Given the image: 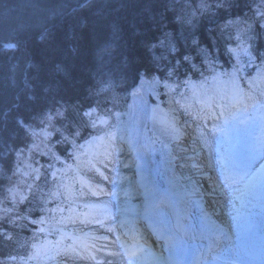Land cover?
Returning a JSON list of instances; mask_svg holds the SVG:
<instances>
[{
	"label": "trees",
	"instance_id": "obj_1",
	"mask_svg": "<svg viewBox=\"0 0 264 264\" xmlns=\"http://www.w3.org/2000/svg\"><path fill=\"white\" fill-rule=\"evenodd\" d=\"M201 3L208 12L199 15L194 8ZM261 21L264 0H0V264L29 263L40 223L51 216L55 187L45 172L18 185L26 192L22 201H1L17 184L15 154L34 141L30 131L52 133L31 157L43 170L78 143L87 108L119 102L141 76L171 84L187 74L182 70L196 74L201 60L205 68L215 62L198 41L217 28L237 32L231 45L264 61ZM195 45L197 52L186 53ZM219 53L227 56V48Z\"/></svg>",
	"mask_w": 264,
	"mask_h": 264
},
{
	"label": "bare ground",
	"instance_id": "obj_2",
	"mask_svg": "<svg viewBox=\"0 0 264 264\" xmlns=\"http://www.w3.org/2000/svg\"><path fill=\"white\" fill-rule=\"evenodd\" d=\"M207 4L201 3L197 7H195V11L197 14L201 15L204 11L208 12ZM208 8V7H207ZM230 21V20H228ZM253 21V18H251ZM186 27H188V32L185 34L188 35L190 38V42L196 40L195 34L192 33V22H189ZM206 37L199 38L198 44L200 47H203L208 53H210L211 59H214L216 63L220 65L229 63L230 66H234L237 69L243 70L247 63V57L241 56L239 61L234 60V56L231 52L236 51L240 54L242 45L236 43L235 45H231L237 39V32L235 31H225L217 28L216 34L212 35L207 38V41H204ZM221 46H225L227 48V56L219 53L220 56H217V51ZM199 50L198 45L191 47L187 50L186 53L194 54ZM243 55V54H242ZM190 57H192L190 55ZM193 58V57H192ZM195 62V61H194ZM241 63L239 67V64ZM206 63L203 60L194 67L196 74L200 77L204 76L207 73L205 68ZM223 69H226L225 67ZM264 69V68H263ZM186 72L187 74H183L184 76H188L191 71L189 69L182 70V72ZM176 78V77H175ZM141 78L138 81L136 93H133V96L130 99L128 110L125 113L124 119L122 122L119 123L117 129V134L114 135L110 140L105 143V146L101 149V158L97 159L96 162H104L101 169H98L93 165V172L99 179L105 180L109 182V189L106 190L100 186H94L91 189V192L94 193L96 196L105 197L107 199H112L114 196L119 198L127 197L130 195L131 198L135 200L141 199V203L145 204L151 202L152 200L156 199L155 195H153L154 188H151V179L148 178L144 180L149 186H143L142 190L145 191L143 196L134 195V190L138 189V184H130L127 186V181L131 182V179H136V174L138 177H145L148 173L152 176L157 174V178L154 182H158V180L169 178L170 176L179 175V181L182 184L184 190L179 186L178 188L182 191V193L186 194L188 192H196L205 194L202 198L197 199L194 202H191L187 197L183 198L181 201H176L175 205L170 209L169 215L164 214L163 217H159V213L154 211L151 213V218L153 222L157 225H164V222H171L178 230L181 237L184 239V242L178 243L172 241L170 243V247H174L175 249H179L183 247L184 249H188L190 241L194 239H199V231H203L202 229H198L196 232H193V235L188 237L186 234V230L183 227V223H181L182 218L178 212L185 211L189 207V203L193 204V209L195 210V214H207L210 215L209 223L217 221L221 216L225 215V212L231 207L232 204L236 205L242 201H244V194L241 190L246 188L245 183V174L240 167L233 168L230 166V161L228 158L225 161L214 160L211 158V155L207 152L206 144L203 142V138L200 135L202 133V126H208V123H211V126H215L219 123L220 118H230V116L226 113L227 109L232 107L233 105L238 103L239 98L241 97V91L236 88L235 80L232 79H214L209 80L210 83L207 84H199L190 81L189 87L186 90L188 94L186 98L179 100V109L184 111L183 113L190 115L189 119L192 118L191 124L180 121L178 124L173 126L175 131L173 133H169L167 127L164 124H160V122L153 118V115L148 107V96L146 91V84L141 83ZM179 80V79H175ZM252 87L255 88V92L258 95L264 97V70H259L256 73V77L252 78L251 80ZM191 90V93H190ZM194 91V94H192ZM111 101V100H110ZM109 100L105 101V103L110 102ZM104 106V105H103ZM219 106V109H218ZM178 110L173 109V117L178 115ZM180 115V113H179ZM184 115V114H183ZM169 117H172L171 115ZM164 126V127H162ZM144 128L147 131L155 130L158 133V140L157 146L154 148V153L151 158L147 157L146 155V148L142 143L141 133ZM187 128H191V138H189L188 142L191 143V147H202L204 148L203 152H200V155H197L198 159L201 161V165H192L189 168H185L182 166V156L181 151L183 148H178L176 142L182 141V133L187 130ZM145 130V131H146ZM146 131V132H147ZM208 131V130H207ZM206 131V133H207ZM179 132L180 134H178ZM148 133V132H147ZM129 137V140L123 142L121 139L125 136ZM215 135L218 138V141L223 143L217 133V128H215ZM179 145V144H178ZM190 145V144H189ZM188 145V146H189ZM189 148V147H188ZM24 151V148L21 149ZM132 152L137 157L136 159L132 158ZM175 155V160L168 161L171 163L172 167L170 170L162 169L160 167V162L164 160L166 157H170L171 155ZM154 161L153 165H150L152 160ZM124 164H129L126 167H122ZM136 164L139 166L137 172L132 170L133 165ZM215 165V171L212 172V178H206L201 175L204 168L208 166L210 168ZM174 166V168H173ZM123 170L125 172H123ZM122 171L123 173H121ZM131 175L129 179H124L126 175ZM142 184V182L140 183ZM158 184V183H157ZM206 185L209 187H213V192H209L206 189ZM149 187V188H148ZM221 188L223 193L221 197H216L218 195V189ZM212 189V188H210ZM208 190V191H207ZM240 190V191H239ZM238 195H235V192ZM160 199V198H159ZM116 203L113 207L114 215L116 216L120 210L119 204L122 202L116 199ZM133 200V199H132ZM223 201L224 209L216 210L215 202ZM102 202V201H97ZM199 202L205 203L204 208L199 207ZM264 203V201H263ZM176 206V207H175ZM264 205L263 207L255 206L253 208V215L256 219L263 218L264 216ZM144 218L148 216V213H144ZM142 216V217H143ZM150 217L146 219V221H150ZM196 219L195 216H193ZM136 223V221H134ZM145 223H143L142 227H144ZM142 227L137 228L139 233L142 235L144 234L147 240L153 242L154 239L149 234L143 232ZM210 232L209 236L205 237V243L199 249L190 248L188 251L191 254H201L203 260L212 263V264H219L215 261V259L211 258L208 255L203 254L206 247L216 249L214 238L219 237L221 235V230H211L209 228H205ZM111 233L115 234V228L111 229ZM169 241V239H167ZM134 249V247H133ZM203 251V252H202ZM133 254V251H130ZM231 257V254H228L224 257V261H227ZM71 258V257H69ZM68 257H64V261H68ZM103 259H114L118 263V254L104 256ZM73 264V263H72ZM80 264V263H79Z\"/></svg>",
	"mask_w": 264,
	"mask_h": 264
},
{
	"label": "rangeland",
	"instance_id": "obj_3",
	"mask_svg": "<svg viewBox=\"0 0 264 264\" xmlns=\"http://www.w3.org/2000/svg\"><path fill=\"white\" fill-rule=\"evenodd\" d=\"M241 56L248 57L246 54H243V55L239 54V55H235L233 58L237 62L239 61V58ZM251 59L252 58L249 57L248 61ZM240 65L241 63L239 64V67L242 68V66ZM257 68L264 70L263 63H257L256 65L251 66L250 70L252 71V73L248 77L244 78L245 83L249 86V90H252L253 92H254V89L251 86V83H249V81L255 75ZM229 70L230 69L224 70L222 68H215V70L209 76L203 77L202 79L193 80V82L198 83V85L199 84L201 85V84L210 83L212 80L218 79V78L220 79H225V78L232 79L233 78L235 80L236 88L239 90H243V88L238 83V81L242 83L243 80H241L240 78L238 79V77L236 76L238 69L235 71L233 69L230 71ZM140 78H141L140 81H142L141 83L146 84L145 88H146L147 96H148L147 104H148L149 109L151 108L154 110V108L152 107V103L155 104L156 106L159 105L160 103L161 104L164 103L167 106V108L176 109V110L178 109L177 101L179 102L180 99H178L177 97L175 99V97H173L171 89L159 83L156 77L141 76ZM182 83L184 87H187L185 89H188L190 82L186 80V81H183ZM137 84L138 83H136V86ZM136 91H137V88L135 87L132 92L129 91L130 93L128 92L126 94L125 96L126 102H125L123 109L115 113L113 124L116 127L111 133V136L117 133L118 126L120 125L119 119H120V122H122V119H124L125 113L128 110L130 99L133 96V93L135 94ZM179 91L180 90H176V95L179 93ZM192 93L194 94V91H192ZM89 95H91V93ZM254 111L255 110L252 109V111L247 114V118L249 120H247V122H245L243 125H237V124H239L241 121H244L246 119L244 110L241 109L235 113L232 121L229 122L230 127L228 131H230L231 133L230 134L231 138H226L224 141L225 143H218L216 141L218 139L216 135H213V134L209 135L203 132L201 133L203 142L204 144H206V147H207V152L211 155L212 159L214 160L218 159L219 161H221L223 158L226 157L229 159L231 167L235 165V167H233L235 169L240 167L242 169L241 171L246 172V170H248L249 178H252L253 175L262 176L260 179H257L254 182L253 181L248 182L249 178H247V175H246V183H249L248 188L252 190L253 199L257 198L258 196L264 193V137L258 136L257 139L252 138L253 132L257 134L255 127L263 131L264 124L260 123L257 125V123L252 121L255 116L253 114ZM83 115H85L86 117H89L93 125H97L99 127H102L105 125V120L97 116L94 110L86 111ZM178 116L180 118L169 120L167 123H165L167 126L166 130H168L169 133H171L170 129L174 130L173 125H176L179 121L182 120L181 119L182 115H178ZM145 130L146 129L144 128V130L141 133H139V135L141 134L142 142L144 141L143 143L147 146L146 153H148V155H151L152 147L155 148L157 146L158 133L155 130H152V131L146 130L148 132L147 133ZM219 131L221 134H223V136L229 133V132L225 133L224 131L222 132L221 130ZM30 134L32 135V137H34L35 141L37 140L46 141L50 136L48 129H44V128H41L35 131H30ZM178 134L180 133L178 132ZM183 134L184 136H182L181 138L182 141L176 142V145L178 146V148H183L181 151V156H182L181 160L183 164L182 166H185V168L190 169V166L192 165H195V164L201 165V161L198 159L197 155H200V152H203L204 148L202 147L190 148L192 144L189 143L188 140L189 138H191L190 136L191 130L189 131L186 130L183 132ZM245 135L249 136L248 142L244 141ZM261 135L263 136L262 133ZM93 138H96V139H93ZM99 138H101V136L88 137L85 141H82L81 144L77 147V149L71 154L72 163L74 164V168L76 170L75 175L81 180L82 183H85V182L91 183V181H95V182H92V184L96 185V182L98 181V179H95L96 177L91 179L90 168H91V165H93V161L95 162L97 159L101 158V154H102L101 149L104 146V142L101 141ZM109 138L110 136H108L106 140ZM252 139L254 140V143L251 142ZM253 145L259 146V150L253 151V148H252ZM33 151H34V146L28 149H24V151H20L15 154V164H14L13 171H14V177H15L17 184L10 185L4 189L2 193L1 201H16L19 198H22L18 185L22 184L23 181H25V183L29 182L31 179V176L35 177L37 175V169L33 166L34 161H31V158H30V153ZM84 156L87 157V165H86V169L82 170L80 169V165L85 164L82 160ZM175 158L176 156L172 154L170 157H167L166 159L175 160ZM223 161H225V159H223ZM58 168L59 166L57 165L50 166L49 168L50 175H52L54 171H58L62 173L66 171V167H62L61 169H58ZM213 171H215V165H213L212 168H210L209 166L207 168H204L201 175L206 177L207 179L212 178L211 175ZM129 176L131 175H126V177H129ZM146 176L152 179V181L156 179V176H153L152 178V176L149 173ZM27 177L29 178L26 179ZM81 182L78 183L79 187L77 186L75 193L71 189H68L65 192L64 200L67 203L73 206H76V207H79V205L87 206L92 203L89 200L93 201V198H90L89 195L88 197H85L86 190L84 186L81 185ZM176 184L179 185L184 190L185 186L183 187L182 184L180 183L179 175L170 176L168 180H164V179L161 180L162 187H167L168 189H174L177 192H180ZM127 185H128V182H127ZM154 186L155 185L152 184V187ZM205 187L206 189L209 190V192H213V187H209L208 185H206ZM218 190H219L218 193H222V190L220 188ZM244 190L245 189L241 190V192L244 193ZM134 192L136 193L137 190H134ZM186 194L184 195L190 196L191 201L195 200V198L199 199L203 196V194L196 193V192L194 193L188 192ZM235 195H238V193H235ZM176 198H178V196L174 197V199ZM129 200L133 202L131 197L129 199H125V201H129ZM248 203H249L248 205L243 204V202L238 203L236 205H231L232 206L231 210L233 211L231 212V214L228 215V218L226 219V221L228 222V225L226 226V231L227 233H230L231 237H236L240 235L242 231V226L247 221L246 217H249L248 213H250L251 209L257 204V202L254 204L251 201H249ZM204 204L200 203V206L203 207ZM111 205L112 204L110 203V206ZM128 206H131L130 202ZM215 207H216V210L224 209L223 201L219 200L215 202ZM162 209H164V206L160 208L159 211H161ZM1 210H3V207H2V204L0 203V211ZM93 212H94L93 209L88 208L87 212L82 215L81 219L84 221H88L92 219ZM182 213H183L182 216H183V222L185 224V227L190 231L191 228H190V225L188 224V221L190 217H192L193 215L191 212L182 211ZM200 216H202L201 219L203 220V222L207 224V219H208V216L210 215L208 216L200 215ZM218 218H219L218 222L214 224L212 223L207 224V226H209L210 228L211 226L223 228L224 220L221 217H218ZM97 220L100 223H103L104 218L97 219ZM63 221L69 223V225L68 226L60 225V222H62V220L57 218L56 220L54 219L53 222L45 223L42 226L43 234L45 235V237L48 238L47 240H45L44 243L48 244V246L46 247V249L42 248L41 250H36L34 257L31 258L32 264H72V263L73 264H79V263L83 264L84 263L80 261L79 259L77 260V259L69 258L70 257L69 255H75V254L80 255L79 253H84V247L86 245L85 242L81 240H75L72 246L70 245L69 247L67 246L62 247V245L58 246V244L64 241L68 236L71 235L72 229L74 230H80L81 228L86 229L87 224L82 223L81 221H79V218L77 219L75 216H68ZM189 235L192 236L191 233ZM53 236L55 238L53 239V241H51L50 239L53 238ZM93 242H96V241H91V242H88L87 244L88 245L96 244ZM104 245L105 246L102 248L103 250L107 246L105 243ZM100 246H103V245H100ZM64 257H68L69 258L68 261H64L63 260ZM92 263L94 264L99 263V260H93Z\"/></svg>",
	"mask_w": 264,
	"mask_h": 264
}]
</instances>
